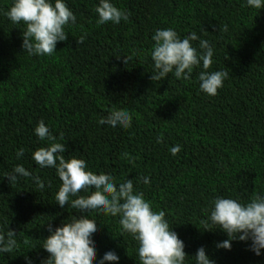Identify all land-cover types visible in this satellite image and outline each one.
I'll return each mask as SVG.
<instances>
[{
	"label": "trees",
	"instance_id": "16d2710c",
	"mask_svg": "<svg viewBox=\"0 0 264 264\" xmlns=\"http://www.w3.org/2000/svg\"><path fill=\"white\" fill-rule=\"evenodd\" d=\"M66 2L76 23L65 28L67 38L56 52L37 57L21 50L24 26L3 15L11 0H0V172L21 163L45 180L41 190L28 178L16 184L0 179V225L9 222L25 251V240L38 246L47 236L44 223L53 217L58 226L75 211L54 203L58 178L31 160L32 150L45 143L32 131L43 120L53 135L63 132L64 155L83 158L93 172L110 173L117 182L147 175L149 184L137 187L154 210L164 209L176 223L186 254L203 245L215 264H264V250L257 257L245 242L216 249L224 233L203 231L199 223L217 195L247 201L264 192V8L250 9L244 0H113L127 10L128 20L97 25L96 0ZM165 27L210 41L209 71L228 73L215 96L198 90V67L188 82L171 74L150 81V37ZM81 35L83 42L76 43ZM133 53L125 65L120 56ZM114 107L129 111V128L97 123ZM20 147L25 152L18 159ZM93 218L101 223L94 237L97 257L111 249L119 264H139L134 241L121 236L116 218ZM20 251L0 255V264H24ZM27 255L39 261L47 253L37 247Z\"/></svg>",
	"mask_w": 264,
	"mask_h": 264
},
{
	"label": "clouds",
	"instance_id": "9594fccd",
	"mask_svg": "<svg viewBox=\"0 0 264 264\" xmlns=\"http://www.w3.org/2000/svg\"><path fill=\"white\" fill-rule=\"evenodd\" d=\"M244 3L253 10L264 8V0H244ZM93 11L97 25H116L128 20L127 10L117 7L113 0H96ZM3 15L14 25L23 24L21 50L37 57L56 52V44L67 38L65 28L76 23V15L66 0H11ZM224 31H227L226 25ZM84 38L81 35L76 43H82ZM150 39L153 42L148 53L152 67L150 81L159 82L171 74L177 80L188 82L198 67L195 79L200 92L215 96L223 86L228 73L223 69L209 71L214 49L208 39L195 31L181 36L172 27L155 29ZM133 55L135 53L120 57H124L123 63L127 65ZM131 120L128 110L114 107L97 123L112 129H127ZM32 131L37 141L45 143L32 150L31 160L39 169H52L59 181L54 203L62 209L67 205L75 211L58 226L51 224L53 217L44 223L47 236L39 239L38 246L25 240L28 249L25 251H20L17 232L9 228V222L0 225V255L20 251L17 256L22 257L24 264H119V255L111 249L97 257L94 237L100 229L99 221L93 218L95 215L116 218L121 236H130L134 241L139 264H215L206 255L203 245L193 255L185 253L184 242L173 230L176 223L169 221L164 209L154 210L152 202L137 187L139 183L149 184L147 175L125 177L117 182L110 173L93 172L83 158L65 156L66 144L61 142L63 132L53 135L43 120H38ZM156 142H160L159 137ZM179 150V144L170 149L173 155ZM24 152L23 147L18 148L16 158H21ZM121 156L129 162L133 159L127 152ZM4 178L8 184L28 178L36 188L43 190L45 187V180L21 163L0 172V179ZM204 212L199 220L203 231H220L226 237L215 242L216 249L230 250L231 243L239 241L245 242L253 255L261 256L264 250V192H257L247 201L217 195L209 201ZM37 247L47 253L39 261L27 255Z\"/></svg>",
	"mask_w": 264,
	"mask_h": 264
}]
</instances>
